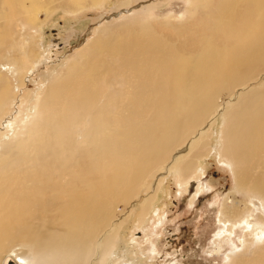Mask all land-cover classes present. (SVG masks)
<instances>
[{
    "label": "bare ground",
    "instance_id": "obj_1",
    "mask_svg": "<svg viewBox=\"0 0 264 264\" xmlns=\"http://www.w3.org/2000/svg\"><path fill=\"white\" fill-rule=\"evenodd\" d=\"M1 2L8 9L0 27V124L7 120L0 130V256L12 249L17 264H88L99 249L104 264L118 231L94 237L117 204L126 206L176 151L171 169L181 181L200 177L197 162L212 149L220 110L219 159L233 172L235 192L258 197L264 209V83L252 85L264 73V0H190L188 15L201 11L190 26L174 28L173 42L149 21L135 19L118 33L101 28L35 93L32 117L12 112L32 91L13 105L41 49L33 23L44 0ZM81 122L88 127L79 139ZM227 200L228 230L246 223L250 231L224 264H264V212Z\"/></svg>",
    "mask_w": 264,
    "mask_h": 264
},
{
    "label": "rangeland",
    "instance_id": "obj_2",
    "mask_svg": "<svg viewBox=\"0 0 264 264\" xmlns=\"http://www.w3.org/2000/svg\"><path fill=\"white\" fill-rule=\"evenodd\" d=\"M85 1L74 7L68 0H44L33 23L40 37L41 49L32 69L26 72V84L21 89L22 94L17 92L18 102L13 105L18 108L21 96L24 97L28 90L32 91L28 101L20 109L13 107L12 113L19 110L22 116H34L35 93L60 70L66 69L77 52L96 37L101 28L118 33L124 26L135 27V19L136 22L149 21L155 28L167 29L166 37L173 42L175 35L178 38L174 28H181L186 21L190 26L192 23L188 20L201 11L197 7L188 15L190 0H127V5H122L125 0H101L100 4L94 5ZM7 9L0 0L1 28L5 25L3 14ZM15 13L24 22L23 14ZM4 57L5 54L0 58V69L5 63ZM263 83L264 73L252 85L261 86ZM229 98L224 96L221 102L227 104ZM221 112L217 113L211 126L212 149L197 162L198 171H202H199L202 173L200 177L198 175L188 183L181 181L179 172L171 169L178 156L176 151L172 153L173 158L163 163V169L157 176L147 181L148 186L146 183V186L141 184L138 187L139 191L126 206L117 204L111 223L94 237L96 243L110 231H118L116 249L107 256L104 264H224L230 255L243 249L245 233L250 231V227L242 223L229 231L223 221L222 204L227 199H234L250 202L259 211L264 212V209L258 197L235 192L233 172L228 163L219 159V132L223 126ZM6 122L4 120L0 124V130ZM15 125L9 135L16 136L14 133L20 131V122ZM87 127L84 122L77 126L75 134L79 139ZM160 178L162 182L158 184ZM153 189L156 192L154 199L147 203ZM110 219L108 216L106 221L109 223ZM255 241L260 243L257 238ZM99 256V249H96L88 264H98ZM8 258L17 264L12 249L1 254L0 264H6Z\"/></svg>",
    "mask_w": 264,
    "mask_h": 264
},
{
    "label": "water",
    "instance_id": "obj_3",
    "mask_svg": "<svg viewBox=\"0 0 264 264\" xmlns=\"http://www.w3.org/2000/svg\"><path fill=\"white\" fill-rule=\"evenodd\" d=\"M6 264H14V263H13V261L11 260V258H8V259L6 260Z\"/></svg>",
    "mask_w": 264,
    "mask_h": 264
},
{
    "label": "flooded vegetation",
    "instance_id": "obj_4",
    "mask_svg": "<svg viewBox=\"0 0 264 264\" xmlns=\"http://www.w3.org/2000/svg\"><path fill=\"white\" fill-rule=\"evenodd\" d=\"M211 191V190H210Z\"/></svg>",
    "mask_w": 264,
    "mask_h": 264
}]
</instances>
